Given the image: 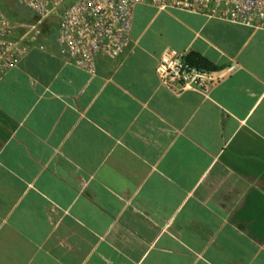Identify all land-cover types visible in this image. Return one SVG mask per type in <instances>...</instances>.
<instances>
[{"label":"crops","instance_id":"1","mask_svg":"<svg viewBox=\"0 0 264 264\" xmlns=\"http://www.w3.org/2000/svg\"><path fill=\"white\" fill-rule=\"evenodd\" d=\"M44 42L0 78V264H264V31L138 5L95 76ZM167 49L231 70L170 91Z\"/></svg>","mask_w":264,"mask_h":264},{"label":"built area","instance_id":"2","mask_svg":"<svg viewBox=\"0 0 264 264\" xmlns=\"http://www.w3.org/2000/svg\"><path fill=\"white\" fill-rule=\"evenodd\" d=\"M34 18L13 21L0 0V78L17 67L32 49L44 50L52 36L58 56L90 76L97 73L98 59L114 61L124 55L138 5L201 14L209 19L264 31V0H13ZM187 53L165 50L155 74L161 86L174 92L207 93L231 70L212 71L192 65Z\"/></svg>","mask_w":264,"mask_h":264},{"label":"trees","instance_id":"3","mask_svg":"<svg viewBox=\"0 0 264 264\" xmlns=\"http://www.w3.org/2000/svg\"><path fill=\"white\" fill-rule=\"evenodd\" d=\"M2 2L5 8L7 9L10 18L13 21L18 23H30L34 21L32 15L22 16L20 14L19 7L15 5L13 0H2ZM186 60L196 67L205 68L207 70H212V71H215L217 69L212 64L208 63L205 59L193 53H188L186 56Z\"/></svg>","mask_w":264,"mask_h":264},{"label":"rangeland","instance_id":"4","mask_svg":"<svg viewBox=\"0 0 264 264\" xmlns=\"http://www.w3.org/2000/svg\"><path fill=\"white\" fill-rule=\"evenodd\" d=\"M73 2H74V0H68V1H66L65 2V4H64V8H67L68 6H70L71 4H73ZM16 5V4H15ZM17 6V5H16ZM19 10H20V14L22 15V16H31V13L29 12V11H27V10H25V9H22V8H20L19 7ZM55 23H56V21H55V19L54 20H52V22H51V34H52V36L54 35V32H55V30H54V25H55Z\"/></svg>","mask_w":264,"mask_h":264}]
</instances>
